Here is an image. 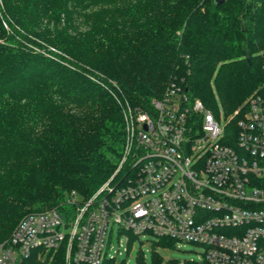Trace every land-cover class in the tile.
Segmentation results:
<instances>
[{
  "label": "trees",
  "instance_id": "obj_1",
  "mask_svg": "<svg viewBox=\"0 0 264 264\" xmlns=\"http://www.w3.org/2000/svg\"><path fill=\"white\" fill-rule=\"evenodd\" d=\"M218 3L0 0V244L24 216L70 211L73 193L87 200L108 182L124 107L150 109L173 82L222 113L235 145L234 113L264 81V0ZM175 243L153 240V263Z\"/></svg>",
  "mask_w": 264,
  "mask_h": 264
},
{
  "label": "built area",
  "instance_id": "obj_2",
  "mask_svg": "<svg viewBox=\"0 0 264 264\" xmlns=\"http://www.w3.org/2000/svg\"><path fill=\"white\" fill-rule=\"evenodd\" d=\"M184 87L171 83L148 110L124 107L111 179L87 200L73 193L70 211L24 216L0 264H103L114 230L202 245L206 264H264V81L236 112L234 146Z\"/></svg>",
  "mask_w": 264,
  "mask_h": 264
},
{
  "label": "rangeland",
  "instance_id": "obj_3",
  "mask_svg": "<svg viewBox=\"0 0 264 264\" xmlns=\"http://www.w3.org/2000/svg\"><path fill=\"white\" fill-rule=\"evenodd\" d=\"M57 52L60 53L59 51ZM96 73L98 74V72ZM236 112L234 113L235 116H239L236 115ZM220 115L218 122L221 126H224L225 120L222 113H220ZM232 116L228 120H230ZM131 235L132 234L130 233H122L118 235L116 230H114L107 241V258H114V264H154L152 258V241L156 238H152L148 234H145L139 238L135 237L134 240H131L133 236ZM129 239L131 241L128 243ZM156 251L164 259L162 264L169 261L173 263L176 262L177 264H206L204 263V247L196 243L177 241L174 247L165 249L158 248ZM139 253H142V259H139Z\"/></svg>",
  "mask_w": 264,
  "mask_h": 264
},
{
  "label": "water",
  "instance_id": "obj_4",
  "mask_svg": "<svg viewBox=\"0 0 264 264\" xmlns=\"http://www.w3.org/2000/svg\"><path fill=\"white\" fill-rule=\"evenodd\" d=\"M223 1H225V0H219V3L218 4H221Z\"/></svg>",
  "mask_w": 264,
  "mask_h": 264
}]
</instances>
